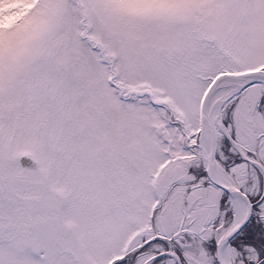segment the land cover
I'll list each match as a JSON object with an SVG mask.
<instances>
[{
  "label": "snow or ice",
  "instance_id": "snow-or-ice-1",
  "mask_svg": "<svg viewBox=\"0 0 264 264\" xmlns=\"http://www.w3.org/2000/svg\"><path fill=\"white\" fill-rule=\"evenodd\" d=\"M0 264H264V0H0Z\"/></svg>",
  "mask_w": 264,
  "mask_h": 264
}]
</instances>
